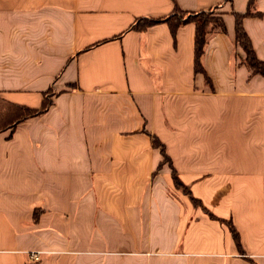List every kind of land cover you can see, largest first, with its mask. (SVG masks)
I'll list each match as a JSON object with an SVG mask.
<instances>
[{"label": "crops", "instance_id": "crops-1", "mask_svg": "<svg viewBox=\"0 0 264 264\" xmlns=\"http://www.w3.org/2000/svg\"><path fill=\"white\" fill-rule=\"evenodd\" d=\"M215 6L208 82L193 23L130 28ZM247 11L264 61V0H0V264H264V77L234 30Z\"/></svg>", "mask_w": 264, "mask_h": 264}, {"label": "trees", "instance_id": "trees-1", "mask_svg": "<svg viewBox=\"0 0 264 264\" xmlns=\"http://www.w3.org/2000/svg\"><path fill=\"white\" fill-rule=\"evenodd\" d=\"M246 14H250V12L247 11L245 14L234 13L235 43L239 45L244 52V57L240 59V62L244 63L251 70L252 73L260 74L264 77V61L260 60L256 56L253 47L251 45L250 39L242 26V18ZM159 22H166L167 25L169 26L172 35L175 34L177 27L180 26L181 24L187 22H191L194 24L195 27L194 57H193L194 71L197 73L198 72L202 73L205 76V80L208 82L209 79L205 73L202 64V55L205 49L207 36L216 29H219L221 31L225 29L221 18V13L220 11L217 10V6L211 7L208 10H200V11H182L175 8L170 14L158 19H151L144 17L137 18L131 24L130 28L138 31H144L151 25ZM50 103H51L50 99L47 96V93H45L40 108L34 109L29 107H20V113H19L20 115L17 118V120L35 116L37 114H40L41 112H44L46 108L50 105ZM153 143L156 147L160 148L163 161L169 162L170 160L167 154L165 153L163 143H161L157 138H154ZM172 177L175 186L181 187L183 189L182 185L179 183L174 173ZM229 229L232 233L237 248L241 253H243L237 230L232 224H229Z\"/></svg>", "mask_w": 264, "mask_h": 264}, {"label": "built area", "instance_id": "built-area-1", "mask_svg": "<svg viewBox=\"0 0 264 264\" xmlns=\"http://www.w3.org/2000/svg\"><path fill=\"white\" fill-rule=\"evenodd\" d=\"M31 257H32V259H38L39 257H38V253H31Z\"/></svg>", "mask_w": 264, "mask_h": 264}, {"label": "rangeland", "instance_id": "rangeland-1", "mask_svg": "<svg viewBox=\"0 0 264 264\" xmlns=\"http://www.w3.org/2000/svg\"><path fill=\"white\" fill-rule=\"evenodd\" d=\"M179 188V190H184V188L182 189L181 187H178ZM185 191V190H184Z\"/></svg>", "mask_w": 264, "mask_h": 264}]
</instances>
